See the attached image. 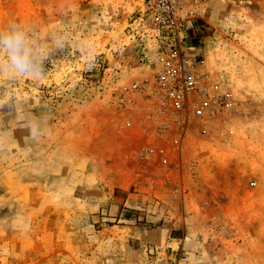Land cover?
I'll use <instances>...</instances> for the list:
<instances>
[{
    "label": "rangeland",
    "instance_id": "obj_1",
    "mask_svg": "<svg viewBox=\"0 0 264 264\" xmlns=\"http://www.w3.org/2000/svg\"><path fill=\"white\" fill-rule=\"evenodd\" d=\"M140 3L0 0V264H264V0L193 15L222 81L183 111Z\"/></svg>",
    "mask_w": 264,
    "mask_h": 264
},
{
    "label": "built area",
    "instance_id": "obj_2",
    "mask_svg": "<svg viewBox=\"0 0 264 264\" xmlns=\"http://www.w3.org/2000/svg\"><path fill=\"white\" fill-rule=\"evenodd\" d=\"M205 2L141 0L139 4L141 33L152 41L149 68L164 103L174 110L197 109L199 101L212 100L221 89L222 75L203 69L188 32L193 15Z\"/></svg>",
    "mask_w": 264,
    "mask_h": 264
},
{
    "label": "trees",
    "instance_id": "obj_3",
    "mask_svg": "<svg viewBox=\"0 0 264 264\" xmlns=\"http://www.w3.org/2000/svg\"><path fill=\"white\" fill-rule=\"evenodd\" d=\"M211 28L206 25L202 20L196 19L191 22L188 27V32L190 36V42L195 45L198 42L199 37L206 35Z\"/></svg>",
    "mask_w": 264,
    "mask_h": 264
}]
</instances>
